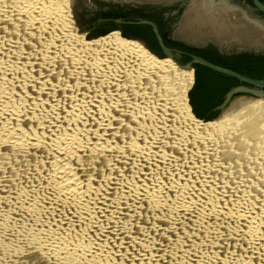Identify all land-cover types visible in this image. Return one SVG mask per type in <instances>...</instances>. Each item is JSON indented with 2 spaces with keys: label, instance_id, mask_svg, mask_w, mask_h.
<instances>
[{
  "label": "bare ground",
  "instance_id": "1",
  "mask_svg": "<svg viewBox=\"0 0 264 264\" xmlns=\"http://www.w3.org/2000/svg\"><path fill=\"white\" fill-rule=\"evenodd\" d=\"M68 0H0V264H264V99L216 123L193 70Z\"/></svg>",
  "mask_w": 264,
  "mask_h": 264
},
{
  "label": "water",
  "instance_id": "2",
  "mask_svg": "<svg viewBox=\"0 0 264 264\" xmlns=\"http://www.w3.org/2000/svg\"><path fill=\"white\" fill-rule=\"evenodd\" d=\"M119 1V0H117ZM123 1V0H122ZM124 1H136V0H124ZM140 1V0H139ZM148 1H172V0H148ZM255 9L264 14V4L260 0H252ZM101 4V3H100ZM239 5V4H238ZM188 9L185 10L183 20L180 23V34L195 41L213 40L214 43L220 46L227 45L228 51H236L240 53H255L264 54V17H262L256 10H252L240 5L241 10L246 11L251 18H247L244 15H238L229 6L223 3H216L215 0H191ZM70 10V18L72 26L79 33H84V40L90 41L96 38L103 37L112 31H118L119 36L128 41H136L143 46V48L156 59H171L178 67L185 70H194L195 64H200L217 74L234 78L240 83L244 84L238 87L230 89L225 95L223 102L213 109V113L219 112L218 118L211 121H203L216 123L220 119L222 113L227 108L228 104L232 102L235 97L249 96L251 98H263L264 99V80H256L243 76L234 71L216 66L211 62L201 57H193V59L183 65L174 57L172 50L163 44L161 36L156 25L147 20L142 21H115L118 25H147L154 29L159 46L163 52L164 58H159L153 54L146 44L136 38H126L122 35V31L119 29L99 31V33L90 34L86 30L82 29L78 23L75 13V1L71 0L68 5ZM231 12L233 14H231ZM101 22V21H100ZM107 33V34H106ZM105 34V35H104ZM235 57V56H234ZM193 85L194 87L195 76L193 72ZM189 90V92H190ZM188 92V95H189ZM199 92V91H198ZM197 91L193 94V101L199 111L204 112L211 103H205L204 97ZM187 95V103L192 112L191 105L189 103V96ZM193 114V112H192ZM194 115V114H193ZM195 117V115H194ZM196 118V117H195ZM198 119V118H197ZM200 120V119H198ZM202 121V120H201Z\"/></svg>",
  "mask_w": 264,
  "mask_h": 264
},
{
  "label": "flooded vegetation",
  "instance_id": "3",
  "mask_svg": "<svg viewBox=\"0 0 264 264\" xmlns=\"http://www.w3.org/2000/svg\"><path fill=\"white\" fill-rule=\"evenodd\" d=\"M74 1L78 23L82 29L90 34L99 33V31L119 29L122 33L132 37L134 36L136 39L154 46V40L157 41V37L151 26L118 25L115 23L117 20H147L156 25L163 44L172 50L174 57L178 61L189 63L193 57H201V55L232 59L238 54L237 50L228 51L227 45L220 46L211 39L206 40L207 42H200L180 34V23L183 20L185 10L188 9L187 6H189L191 0H136L130 2L124 0ZM260 1L264 4V0ZM215 2L226 4L234 12H237L238 15L241 14L251 19L252 16H249L246 11L243 13L240 5L244 4L245 7L256 10L252 0H215ZM258 13L264 17V14ZM231 14L233 13L231 12Z\"/></svg>",
  "mask_w": 264,
  "mask_h": 264
},
{
  "label": "trees",
  "instance_id": "4",
  "mask_svg": "<svg viewBox=\"0 0 264 264\" xmlns=\"http://www.w3.org/2000/svg\"><path fill=\"white\" fill-rule=\"evenodd\" d=\"M122 35L129 39L135 38L125 33H122ZM144 43L153 54L159 58H164L163 52L156 40H154V46L146 42ZM201 57L216 66L234 71L243 76L256 80H264V54L240 53L232 59L214 58L205 55H201ZM179 63L183 65L187 64V62L183 61H179ZM194 70L195 84L188 95L192 112L195 117L202 120V122L214 120L218 118L219 112L213 113V109L223 102L227 92L234 87L244 84L234 78L217 74L200 64H195ZM196 91H199L198 93L204 97L205 103H211L204 112L199 111L193 101V94Z\"/></svg>",
  "mask_w": 264,
  "mask_h": 264
},
{
  "label": "rangeland",
  "instance_id": "5",
  "mask_svg": "<svg viewBox=\"0 0 264 264\" xmlns=\"http://www.w3.org/2000/svg\"><path fill=\"white\" fill-rule=\"evenodd\" d=\"M69 4L71 3V0H68ZM69 16H70V10H69ZM71 26H72V23H71ZM73 27V26H72ZM247 98H251L249 96H238V97H235L231 103L228 104L227 108L225 109L228 110L229 108H231L235 103L241 101V100H245Z\"/></svg>",
  "mask_w": 264,
  "mask_h": 264
}]
</instances>
